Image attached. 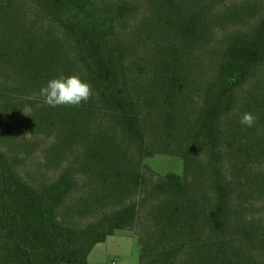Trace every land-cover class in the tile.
Wrapping results in <instances>:
<instances>
[{
    "label": "trees",
    "instance_id": "16d2710c",
    "mask_svg": "<svg viewBox=\"0 0 264 264\" xmlns=\"http://www.w3.org/2000/svg\"><path fill=\"white\" fill-rule=\"evenodd\" d=\"M134 1L29 0L58 27L43 35L27 25L25 3L0 0V67L13 75L0 85L10 98L0 122L29 106L19 124L25 141L3 149L18 131L0 139V264H90L92 249L133 221L137 206L116 204L129 189L155 198L140 264H264V220L237 213L264 196V171L246 172L264 156V0L214 11L213 0H148L129 29ZM251 19L224 46L212 42L215 23ZM203 46L216 50L210 69ZM73 73L91 84V98L45 104L41 87ZM245 112L258 117L252 127L241 123ZM51 131L44 166L18 169L32 136ZM155 153L183 156L185 173L146 179L144 157ZM87 215L93 220L78 226Z\"/></svg>",
    "mask_w": 264,
    "mask_h": 264
},
{
    "label": "rangeland",
    "instance_id": "374dc122",
    "mask_svg": "<svg viewBox=\"0 0 264 264\" xmlns=\"http://www.w3.org/2000/svg\"><path fill=\"white\" fill-rule=\"evenodd\" d=\"M22 4H26L28 10L27 18L25 19L27 25H31L34 27V30L37 33H42L43 35H48L47 30L52 26L53 31L57 33L58 27L52 23L50 18L44 14L41 10L30 5L29 0H18ZM101 1V0H99ZM110 1V0H105ZM232 1L242 2L243 0H213V11L214 10H228L229 3ZM134 7L132 11L129 13L126 18V23L129 29H132L136 24H139L142 16L145 14V10L148 7V0H135ZM251 24H255V19L249 20L247 23L243 24H235L231 21L226 22H218L214 25V44L218 47L224 46V44L231 39V37L235 34L236 31L245 29L244 27H248ZM203 50H207L210 55H205V60H203V67L206 69H210L212 65H214L215 60L213 59V54L216 52L215 49L209 46H203ZM135 53V51L133 52ZM12 72L7 71L0 67V85L1 84H10L12 83ZM251 75H248L243 80L240 81L239 84V93L241 97L245 98V94L249 91V85L251 81ZM15 101L20 100L27 102V99H20L17 95H14ZM10 100L9 97H0V103L6 104ZM245 99H240L241 103L244 104ZM42 99H39L37 103H41ZM28 103H23L17 105L14 109H11L10 112L5 116V118L0 122V139L6 135V133L16 132L17 135L9 136V141L5 142L3 145V149H8L10 146H16L22 144L25 139L24 135L26 131H23V128L19 126L21 118L25 113L28 112L29 106ZM259 132L264 134V126L261 125L259 127ZM55 132L51 131L49 133H39L32 136L33 146L32 150L26 154L19 155V165L18 169H23L24 167L36 169L44 166L42 161V157L44 155V151L48 146L52 143ZM77 154V153H76ZM74 154V155H76ZM197 154L201 157H205L204 150L201 149L197 151ZM75 157H70L68 161H66L65 166L70 165L74 161ZM234 157L231 155H227L225 158V163L228 168H231V164L234 161ZM76 160V159H75ZM144 174L146 179L155 181V178H162L170 173H176L179 175H183L186 171L185 160L183 156L177 154H169V153H155L153 155H149L144 157ZM58 171L53 170L49 172L48 177L56 175L61 170ZM43 169V173H44ZM259 171H264V156L256 157L253 162L250 163L247 168V173H255ZM241 175L244 173L241 172ZM80 179L79 189L82 184V176H78ZM125 197L121 201H117L116 204L119 206L123 204H134L137 206V213L135 217H133V221L126 227L118 230L117 232L127 233L129 239H120L119 245L116 246L114 244V248L106 245V243L99 248L105 249L103 253H101V249H98L97 258H90V261H95V264H140V250L138 251V244L141 247L140 236L144 233L147 225L146 213L148 212L151 205L154 203L155 198H148L145 196L144 192L141 190H127ZM109 210L111 207L108 208ZM238 216L246 218H254L256 220H264V196H260V193H255V199L253 198V202L245 204L243 207L241 204L238 206ZM93 220L92 215L82 216L80 220L77 221L78 226H83L88 224ZM131 238V240H130ZM137 238V239H136ZM136 240V241H135ZM138 241V242H137ZM142 250V247H141ZM255 251L257 254L261 251V246L257 243L255 247ZM138 252V253H137ZM99 260V261H96Z\"/></svg>",
    "mask_w": 264,
    "mask_h": 264
},
{
    "label": "clouds",
    "instance_id": "9594fccd",
    "mask_svg": "<svg viewBox=\"0 0 264 264\" xmlns=\"http://www.w3.org/2000/svg\"><path fill=\"white\" fill-rule=\"evenodd\" d=\"M40 95L44 98V103L50 107L79 106L91 98L93 90L91 84L82 80L78 73L68 76L60 74L49 79L46 85L41 87ZM257 119L252 112H245L241 123L252 127Z\"/></svg>",
    "mask_w": 264,
    "mask_h": 264
},
{
    "label": "crops",
    "instance_id": "0c3cea01",
    "mask_svg": "<svg viewBox=\"0 0 264 264\" xmlns=\"http://www.w3.org/2000/svg\"><path fill=\"white\" fill-rule=\"evenodd\" d=\"M129 237L131 236H128L127 233H122V232H115L114 234H111L107 237V239L104 241V242H101V243H98L93 249L92 251L90 252L89 256H88V260L90 258H97L98 256V249H101V253H103L105 251V249L103 248H99L100 246L104 245L106 243V245H108L110 247V244H111V247L114 248V244L116 246H120L119 245V240L120 239H129ZM137 239V238H136ZM131 240V238H130ZM136 241V240H135ZM138 242V241H137ZM141 251V247L140 245L138 244V251ZM138 253V252H137ZM141 253V252H140ZM139 253V254H140ZM96 261H99V260H96ZM89 263L90 264H95V261H90L89 260ZM100 264V263H99ZM128 264V263H127Z\"/></svg>",
    "mask_w": 264,
    "mask_h": 264
}]
</instances>
